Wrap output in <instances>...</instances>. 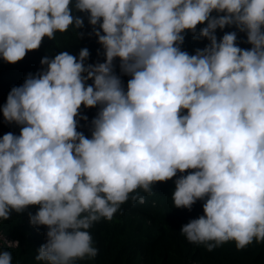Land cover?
Here are the masks:
<instances>
[{"label":"trees","instance_id":"trees-1","mask_svg":"<svg viewBox=\"0 0 264 264\" xmlns=\"http://www.w3.org/2000/svg\"><path fill=\"white\" fill-rule=\"evenodd\" d=\"M47 1L0 0V264H264V0Z\"/></svg>","mask_w":264,"mask_h":264},{"label":"rangeland","instance_id":"rangeland-1","mask_svg":"<svg viewBox=\"0 0 264 264\" xmlns=\"http://www.w3.org/2000/svg\"><path fill=\"white\" fill-rule=\"evenodd\" d=\"M53 1L54 0H48L47 4L50 5ZM100 9H101V6L100 4H98L95 11H97L98 13V10ZM111 12H112V9L108 8L105 5L103 11L100 13L102 15L101 18L103 19L108 18ZM100 14H99V17H100ZM0 196H1V193H0ZM138 201L142 207H151L154 209L158 208L159 210H162L161 206L163 204L161 202H158L156 199H153L152 196H144L143 198L138 199ZM131 220L134 221V225L135 224L137 225L138 223L142 222V218L139 216H131ZM36 235L37 233L35 232V230L28 224H25L21 222L20 220H16L11 225H9L7 221L5 220V218L1 216L0 218V258H2V255H4L3 252L5 249L13 250V249H16L20 244H22L24 247L27 245V242L34 239ZM13 240H17V242L19 243H17V245L14 246ZM8 242H11L12 244L8 245Z\"/></svg>","mask_w":264,"mask_h":264},{"label":"built area","instance_id":"built-area-1","mask_svg":"<svg viewBox=\"0 0 264 264\" xmlns=\"http://www.w3.org/2000/svg\"><path fill=\"white\" fill-rule=\"evenodd\" d=\"M12 243L11 242H8V245H11ZM13 244H14V246H16L17 245V240H13Z\"/></svg>","mask_w":264,"mask_h":264}]
</instances>
